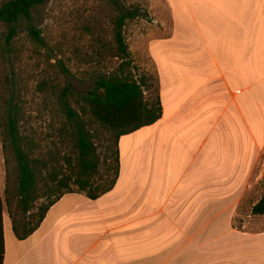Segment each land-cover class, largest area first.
<instances>
[{"label": "rangeland", "instance_id": "rangeland-1", "mask_svg": "<svg viewBox=\"0 0 264 264\" xmlns=\"http://www.w3.org/2000/svg\"><path fill=\"white\" fill-rule=\"evenodd\" d=\"M6 1L0 0V7ZM116 1L124 9L140 7L141 15L128 19L124 27L136 70L139 74L152 75L165 101L173 100L181 89L173 88L176 77L170 68L174 67V63L182 65L178 73L182 83L193 74L185 77L188 73L183 70L184 67L185 70L199 69L203 59L201 56L173 55L169 50L167 38L174 24L167 0ZM191 6L192 16L182 8V15L177 14L178 21L184 22L187 18L197 22L201 6L192 2ZM119 13L110 0H47L33 10L34 23L42 29V45L27 35L25 22L19 26L11 44L7 45L9 25L0 22V95L11 85V78L17 82L27 118L24 126L28 127V131L35 129L41 137L51 131L53 113L45 94L37 90L42 78L56 77L61 85L69 84L85 94L94 89L101 74L117 65V59L97 54L100 45L96 36L101 32L105 39H112L113 19ZM89 26L95 35L87 30ZM176 41L199 47L194 41ZM63 66L69 70L67 74L63 72ZM194 74H199V70ZM8 76L11 77L9 80ZM214 81H221V78H214ZM221 83L219 87H209L215 95L208 99L209 114L217 110L213 109L214 105L222 103L231 110L235 106L233 98L225 92ZM253 91L250 106L255 111L256 123L264 131V81L257 82ZM189 123L205 131L200 139L207 140V143L200 150L197 146L199 138L186 136V167L183 170L165 167L173 159L182 158L181 149L176 148L174 152L173 128L182 130ZM213 128H221L223 135L211 134ZM165 129L171 130L168 132ZM138 134H143L141 141H144L141 145L140 141L131 156L128 179L120 183L122 215L108 213L102 220L97 213L96 223L135 222L141 216L145 223H207L224 229L222 234L235 233L233 239L242 244L249 242L256 256L264 255V215L252 212L254 204L264 194V136L261 140L255 137L243 115H177L171 121L162 120L156 127ZM136 136L131 134L121 139V154L123 143L134 140ZM120 175L122 177V164ZM5 176L0 135L2 191ZM128 187L131 190L126 192ZM157 210L159 214L153 217Z\"/></svg>", "mask_w": 264, "mask_h": 264}, {"label": "crops", "instance_id": "crops-1", "mask_svg": "<svg viewBox=\"0 0 264 264\" xmlns=\"http://www.w3.org/2000/svg\"><path fill=\"white\" fill-rule=\"evenodd\" d=\"M191 2L201 6L197 22L187 18L178 21L177 14L182 15V8L192 16ZM167 6L174 24L167 38L169 50L173 55L201 56L200 68L185 70V66L183 70L188 73L185 77L193 74L182 83L178 78L182 65L174 63L170 68L176 77L173 88L181 91L168 101L161 94L162 118L132 133L136 138L123 143L122 177L119 176L112 191L96 200L81 193L66 194L26 239L16 237L5 205L3 264H264V255L256 256L249 242L242 244L233 239L235 233L222 234L224 229L207 223H145L143 216L128 223L95 221L97 213L102 220L108 213L122 215L120 183L128 179L131 156L143 137L138 133L156 127L162 120L171 121L177 115H243L252 134L263 139V128L256 123L250 103H253V88L257 82L264 81V0H167ZM177 39L194 41L199 47L182 44ZM198 70L199 74H194ZM214 78H221L222 83ZM219 83L233 98L235 106L231 110L222 103L214 105L213 109L217 110L209 114L208 99L215 96L209 87H219ZM196 127L189 123L182 130L173 128L174 152L181 149L182 158L173 159L165 167L180 170L186 167L188 135L199 138L197 146L202 150L207 140H201L200 136L205 131ZM210 133L220 137L223 130L213 128ZM5 187L6 176L1 197ZM129 190L131 187L126 192Z\"/></svg>", "mask_w": 264, "mask_h": 264}, {"label": "trees", "instance_id": "trees-1", "mask_svg": "<svg viewBox=\"0 0 264 264\" xmlns=\"http://www.w3.org/2000/svg\"><path fill=\"white\" fill-rule=\"evenodd\" d=\"M47 0H8L0 7V22L9 25L10 45L22 22L27 35L38 45L44 38L34 23L33 10ZM113 19V38L96 36L99 56L118 63L101 74L93 90L81 94L71 85H61L47 76L37 84L53 113L51 131L41 137L28 131L17 82L0 95V135L6 164V187L0 196V264L5 254L3 211L6 205L17 238L26 239L46 218L51 207L69 193L96 200L112 191L121 171L120 140L163 116L159 86L152 75L139 74L125 37L128 19L139 17L140 7L122 8ZM95 35L92 27L87 29ZM102 30V29H101ZM63 72L69 70L63 66ZM148 92L150 96H148ZM46 142L47 144H45ZM253 214L264 215V194L254 204Z\"/></svg>", "mask_w": 264, "mask_h": 264}]
</instances>
